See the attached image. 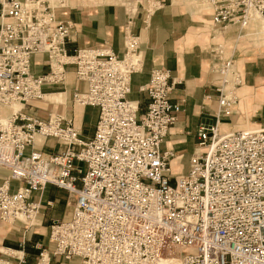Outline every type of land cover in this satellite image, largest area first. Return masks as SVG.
<instances>
[{
	"label": "built area",
	"instance_id": "obj_1",
	"mask_svg": "<svg viewBox=\"0 0 264 264\" xmlns=\"http://www.w3.org/2000/svg\"><path fill=\"white\" fill-rule=\"evenodd\" d=\"M132 2L125 6L132 12ZM199 1V0H196ZM214 12L213 25L244 28L264 0H201ZM148 0V16L163 7ZM64 0H0V218L36 223L41 201L32 197L48 184L76 197L69 219L48 227L49 246L32 264H264V124L221 129L240 101L242 76L224 48L216 122L198 129L199 142L186 172L174 173V152L163 143L181 105L171 98L174 80L165 68L141 86L145 110L131 100L132 75L143 69L139 37L126 27L122 55L110 46L71 51L74 23L58 17ZM44 54L49 70L37 73L33 56ZM87 83L73 101L99 109L96 129L84 137L74 117L28 113L26 105L55 88L68 74ZM15 104L20 107L15 108ZM9 114H5L6 110ZM55 138L58 152L37 149V138ZM19 185L12 188L11 181ZM27 242L0 247V264H31Z\"/></svg>",
	"mask_w": 264,
	"mask_h": 264
},
{
	"label": "crops",
	"instance_id": "obj_2",
	"mask_svg": "<svg viewBox=\"0 0 264 264\" xmlns=\"http://www.w3.org/2000/svg\"><path fill=\"white\" fill-rule=\"evenodd\" d=\"M128 1L96 0V3L67 5L58 8L57 14L59 18L74 23L69 42L71 51L110 46L122 55L126 50V27L139 37L143 69L132 75V92L129 94L131 100L139 103V113L145 110L148 100L141 86L150 81L154 69L170 70L175 82L171 98L181 105V110L165 138L163 150L174 152L171 168L175 174L188 170L191 155L199 142L198 129L216 122L217 88L223 78L219 70L223 58L214 52L217 45L221 44L219 42H227L229 54L224 53V56L229 58L232 55L237 61L243 81L238 90L240 101L230 116L221 119V129L242 130L264 124V18L253 15L246 25V33L236 25L220 30L222 27L213 25L214 12L209 4L204 8L192 5L188 0H161L163 7L148 16V0L131 1L132 12L125 6ZM32 61L35 72L46 73L49 70L44 54H36ZM67 77L71 80H68L65 91L46 95L48 103L61 107L60 111L43 110V113H39L33 103L26 105L25 110L42 117L49 113L74 117L82 135L91 137L96 129L99 109L75 103L72 97L74 88L85 90L87 83L77 80L73 73ZM69 93L72 104L69 102L68 105ZM9 113V109L5 111V114ZM37 140L39 144L36 148L47 152H58L64 147L55 138L44 140L38 137ZM10 173L9 169L0 170V184ZM11 185L16 189L19 183L12 180ZM32 197L40 200L42 205L36 220L39 228L26 229L21 221L8 222L0 218V247L18 248L19 243L26 240L27 251L31 254V247L35 243L46 245L49 225L56 219H69L76 200L74 194L53 184H48L43 191H34Z\"/></svg>",
	"mask_w": 264,
	"mask_h": 264
},
{
	"label": "rangeland",
	"instance_id": "obj_3",
	"mask_svg": "<svg viewBox=\"0 0 264 264\" xmlns=\"http://www.w3.org/2000/svg\"><path fill=\"white\" fill-rule=\"evenodd\" d=\"M100 0H97V2H99ZM102 1V0H101ZM189 2H191V4L192 5H195V6H197V5H201L202 3H200V1L201 0H199V1H196V0H188ZM54 2L55 3H58L59 2V0H54ZM88 3V2H93V3H96V0H65L64 1V3H66V5H73V6H77V5H81L82 3ZM55 3H53V4H55ZM208 6V4H206V5H204V7H207ZM238 26L240 29H242L241 27H240V25H238V24H230V25H228V26H226V27H231V26ZM226 27H222L220 30H224ZM245 29V30H244ZM226 30V29H225ZM245 31H247L246 30V26L243 28V31L242 32H245ZM246 33V32H245ZM219 43H221L220 45H222L223 47L222 48H225V52L224 53H226L227 55L229 54V51L226 49V48H228V46H227V42H224V41H222V42H219ZM220 45H217V47L218 46H220ZM232 56V55H231ZM234 67H235V69H237V70H239L240 68H239V66H238V63H237V61L235 60V65H234ZM74 75V74H73ZM69 80H71L70 78H69ZM66 89H62V88H60V89H55L53 92L55 93V92H60V91H65ZM66 92H68V91H66ZM69 100L70 101H68V105H69V102H70V104H72V98H71V96H70V93H69ZM66 102H67V94H66ZM33 104L35 105V110H37L39 113H43V110L45 111V110H48V111H55V112H58V111H60V109H61V107H58V106H56V105H54V106H52L51 104H49L48 103V100H47V96H45V98L44 99H39V100H35V101H33ZM66 104V103H65ZM78 105H80L79 103H77ZM43 106V107H42ZM44 107H48V108H50V109H54V110H50V109H45ZM64 107H65V105H64ZM58 110V111H57ZM31 227H36L35 229H38L39 228V225H38V223H37V221H36V223H35V225L34 226H31ZM41 230H43V228H41ZM43 236H45V235H43ZM47 246H49L50 245V243H48V242H46L45 243ZM32 248V251H31V254H30V260H31V264L33 263V261H34V258L36 257L35 256V254L37 255L38 253H39V250L38 251H36L37 249H35V247L33 246V247H31ZM27 249H28V244H27ZM79 263V260L77 259V258H75V259H73V260H71L70 262H69V264H78Z\"/></svg>",
	"mask_w": 264,
	"mask_h": 264
},
{
	"label": "bare ground",
	"instance_id": "obj_4",
	"mask_svg": "<svg viewBox=\"0 0 264 264\" xmlns=\"http://www.w3.org/2000/svg\"><path fill=\"white\" fill-rule=\"evenodd\" d=\"M51 1H52V3H55L54 0H51ZM64 1H65V0H64ZM201 6L204 7V5H202V4H201ZM204 8H207V7H204ZM68 80H69V78H68ZM50 93H53V91H51V92H47V93L44 95L43 99L45 98V96H46L47 94H50ZM80 106H81V105H80ZM14 107L18 109V108L20 107V104H15ZM53 114H55V113H53ZM165 264H167V263H165Z\"/></svg>",
	"mask_w": 264,
	"mask_h": 264
}]
</instances>
